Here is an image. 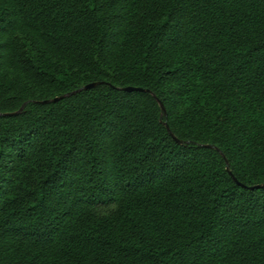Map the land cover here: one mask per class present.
<instances>
[{
    "label": "trees",
    "instance_id": "obj_1",
    "mask_svg": "<svg viewBox=\"0 0 264 264\" xmlns=\"http://www.w3.org/2000/svg\"><path fill=\"white\" fill-rule=\"evenodd\" d=\"M0 264H264V0H0Z\"/></svg>",
    "mask_w": 264,
    "mask_h": 264
},
{
    "label": "water",
    "instance_id": "obj_2",
    "mask_svg": "<svg viewBox=\"0 0 264 264\" xmlns=\"http://www.w3.org/2000/svg\"><path fill=\"white\" fill-rule=\"evenodd\" d=\"M97 83L93 82V83H89L87 85H85L84 87H82V89H88V88H92L96 85ZM122 90L124 91H148V89H143L141 87H134V86H127V87H123ZM60 97L54 98L53 100H46L43 102H49V101H56L58 100ZM160 107L163 111H165V108L163 106V104L159 101ZM168 128V127H167ZM174 137V136H173ZM176 139V138H175ZM177 140V139H176ZM178 141V140H177Z\"/></svg>",
    "mask_w": 264,
    "mask_h": 264
},
{
    "label": "rangeland",
    "instance_id": "obj_3",
    "mask_svg": "<svg viewBox=\"0 0 264 264\" xmlns=\"http://www.w3.org/2000/svg\"><path fill=\"white\" fill-rule=\"evenodd\" d=\"M103 209V208H102Z\"/></svg>",
    "mask_w": 264,
    "mask_h": 264
}]
</instances>
